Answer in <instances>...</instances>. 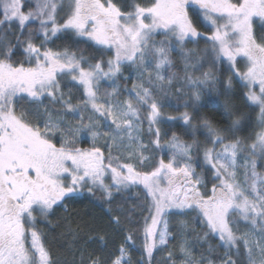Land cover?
<instances>
[{
  "label": "snow or ice",
  "instance_id": "obj_1",
  "mask_svg": "<svg viewBox=\"0 0 264 264\" xmlns=\"http://www.w3.org/2000/svg\"><path fill=\"white\" fill-rule=\"evenodd\" d=\"M130 190L147 202L125 217L139 260L111 207ZM82 198L108 219L66 216L61 261L38 224ZM160 251L264 264V0H0V264Z\"/></svg>",
  "mask_w": 264,
  "mask_h": 264
},
{
  "label": "trees",
  "instance_id": "obj_2",
  "mask_svg": "<svg viewBox=\"0 0 264 264\" xmlns=\"http://www.w3.org/2000/svg\"><path fill=\"white\" fill-rule=\"evenodd\" d=\"M59 43V42H57ZM81 48L86 49L85 54H89L90 50L86 48V45H80ZM127 72L125 73V75ZM74 90V96H78ZM75 102V99L74 101ZM147 139L148 136L146 135ZM83 145V142L81 143ZM99 195V193L97 194ZM147 202L145 200V195L142 191L130 190L128 192L122 193L115 198L114 203L111 205L114 212H118L121 215L122 220L127 224L125 217L130 216L133 222H137L141 219V212L146 208ZM107 204H103L102 201H94L89 203L87 198H82L81 201L75 204L68 205V212H65L63 208H59L55 211V214L49 217V221H42L38 224V227L44 232L46 237V242L50 246L55 258L63 261L68 257V252L64 246L67 241L71 240V237L66 233L65 217L71 215L73 219L77 222L83 221L86 225H92L96 223L105 224L107 215ZM146 215V212H143ZM75 227V224H73ZM128 228L132 229L133 235L135 237L136 249L133 250V259L139 260L141 258V251L139 250L141 245L140 233L136 231L131 224H127ZM87 231V228H85ZM105 231L108 232L107 245L108 251L112 252L113 255L117 254V250L123 239V234L116 235L111 232L110 229L105 227ZM199 231V228L197 229ZM83 236V233L81 234ZM176 242L173 241L169 247ZM200 249L196 250L197 256L200 253ZM166 252L160 251L154 253V259L152 264H164V257Z\"/></svg>",
  "mask_w": 264,
  "mask_h": 264
},
{
  "label": "rangeland",
  "instance_id": "obj_3",
  "mask_svg": "<svg viewBox=\"0 0 264 264\" xmlns=\"http://www.w3.org/2000/svg\"><path fill=\"white\" fill-rule=\"evenodd\" d=\"M201 47H203V44H201ZM128 74V73H127ZM126 74V75H127ZM131 86V84H130V82H129V87ZM122 98H124V97H122ZM45 103H47V101H45ZM144 140H145V142H148V139H147V137H146V135L144 136ZM82 142H83V138H82ZM89 144H90V141H88V142H83V145H81V146H83V147H88L89 146ZM199 170V169H198Z\"/></svg>",
  "mask_w": 264,
  "mask_h": 264
}]
</instances>
